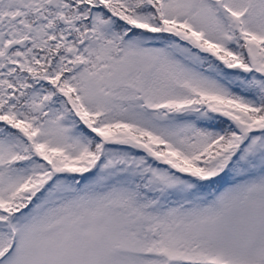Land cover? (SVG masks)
<instances>
[{"label":"snow or ice","instance_id":"6c2138e0","mask_svg":"<svg viewBox=\"0 0 264 264\" xmlns=\"http://www.w3.org/2000/svg\"><path fill=\"white\" fill-rule=\"evenodd\" d=\"M0 264H264V0H0Z\"/></svg>","mask_w":264,"mask_h":264}]
</instances>
